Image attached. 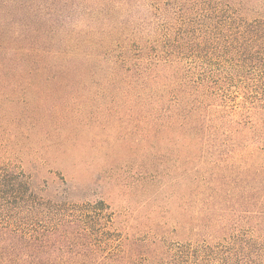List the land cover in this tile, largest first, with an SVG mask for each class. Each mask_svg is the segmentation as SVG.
<instances>
[{
  "label": "rangeland",
  "instance_id": "374dc122",
  "mask_svg": "<svg viewBox=\"0 0 264 264\" xmlns=\"http://www.w3.org/2000/svg\"><path fill=\"white\" fill-rule=\"evenodd\" d=\"M203 3L214 11V0H183L186 41L209 52L214 17ZM156 6L0 0V166L31 175L49 198L64 181L67 202L102 204L98 238L110 246L101 256L125 240L192 246L214 238L219 220L243 226L263 208L251 200L264 203V69L234 79L214 103L213 59L211 70L186 59L189 78L212 82L213 94L189 127L154 111L149 85L113 76V50L115 59L160 34ZM247 8L252 18L264 0ZM43 65L72 76L29 74Z\"/></svg>",
  "mask_w": 264,
  "mask_h": 264
},
{
  "label": "trees",
  "instance_id": "16d2710c",
  "mask_svg": "<svg viewBox=\"0 0 264 264\" xmlns=\"http://www.w3.org/2000/svg\"><path fill=\"white\" fill-rule=\"evenodd\" d=\"M153 1L162 21L160 34L115 59L113 50V76L149 85L154 111L169 115L170 125L179 120L195 126L205 104L213 101L212 82L191 80L193 70L186 69V59L208 70L213 66L208 60L213 59L214 103L221 101V88L247 71L264 69V12L255 10L250 18L247 2L252 0H214L209 13L203 3L201 13L214 17V49L206 52L188 50L183 0ZM29 74L66 78L72 69L43 65ZM59 189L60 197L49 198L31 175L0 166V264H264V203L255 199L251 207L261 205L262 210L249 213L243 226L230 227L219 220L211 240L157 248L142 240H125L101 256L98 253L110 246L98 238L103 234L99 227L105 220L104 206L71 204L65 198L71 188L63 181Z\"/></svg>",
  "mask_w": 264,
  "mask_h": 264
}]
</instances>
